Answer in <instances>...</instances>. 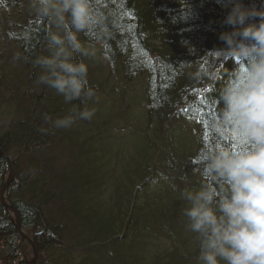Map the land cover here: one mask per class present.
Wrapping results in <instances>:
<instances>
[{"label":"trees","instance_id":"obj_1","mask_svg":"<svg viewBox=\"0 0 264 264\" xmlns=\"http://www.w3.org/2000/svg\"><path fill=\"white\" fill-rule=\"evenodd\" d=\"M94 3L99 19L78 37L98 50L95 60L80 58L96 96L66 103L37 83L41 69L33 64L47 55L49 22L30 11L29 0H0V30L16 45L26 72L20 82L6 66L0 72V95L15 105L12 121L0 130V151L8 156H0V196L13 169L5 204L0 198V264H30L8 206L27 244L40 252V264H198V240L186 226L180 193L207 180L197 169L204 149L218 142L212 122L222 107L219 92L243 59L214 52L224 47L220 34L232 30L224 23L230 0ZM242 3L260 8L264 0ZM131 83L143 86V119L152 126L141 136L124 126L129 112L118 118L122 105L116 116L102 114L114 96L130 100ZM73 106L96 111L91 120L55 127ZM114 122L121 123L120 139ZM116 141L138 143L126 162L115 163L119 169L112 168L120 156Z\"/></svg>","mask_w":264,"mask_h":264},{"label":"clouds","instance_id":"obj_2","mask_svg":"<svg viewBox=\"0 0 264 264\" xmlns=\"http://www.w3.org/2000/svg\"><path fill=\"white\" fill-rule=\"evenodd\" d=\"M230 3L224 23L232 30L220 34L224 47L214 52L243 59L219 92L222 107L212 122L218 142L204 149L203 167L197 169L207 180L180 195L187 203L186 226L198 240V264H264V4ZM29 8L54 29L47 35V55L33 61L41 69L37 83L54 89L66 103L93 99L88 65L80 58L95 60L98 50L78 34L99 19L94 0H29ZM257 17L259 23L249 22ZM95 111L73 106L54 125L67 128L76 120H91Z\"/></svg>","mask_w":264,"mask_h":264},{"label":"rangeland","instance_id":"obj_3","mask_svg":"<svg viewBox=\"0 0 264 264\" xmlns=\"http://www.w3.org/2000/svg\"><path fill=\"white\" fill-rule=\"evenodd\" d=\"M3 21L4 20L2 18V12L0 11V27L2 26ZM157 45L159 46L158 48L160 51L163 50L161 45L159 44ZM153 48L156 49V47H153ZM4 61L6 62V64L4 63ZM23 65H24L23 58L21 54L18 52L16 45L11 44L8 41V38L5 36V34L1 31L0 32V72L4 70L6 71L7 69V72H10V74L12 75L14 79L15 77H17L18 81L20 82L22 81V79L26 78V72L24 71L25 68ZM5 66H6V69H5ZM111 81L112 80H110L109 82ZM129 87L133 90V92L130 95V100L125 101L124 97H121V96L119 97L114 96V98L112 99L109 98L110 100L106 101L102 105L103 107L102 114L110 110V111H113L114 116H116V111L119 110L122 105L121 107L122 114L118 118L119 119L123 118L125 114L129 112L127 115V119L124 122V126L126 128H129L128 131H132L133 136H141V135H144L145 132L150 133V131H152V126H150L143 119V113L145 109L143 86L138 85V83H131ZM17 103H18V100H17ZM14 110H15V105L9 104L8 99L1 93L0 95V130L5 129V128L7 129L8 125L12 121ZM97 113L100 115V112L97 111ZM121 123L123 125V120H121ZM121 123H116V122L113 123V125H116L117 129L120 130L114 133L115 135L120 134V135H117L118 137H116L118 139H120V137L122 136L121 135L122 129L119 127ZM166 129H167L166 127L159 128V130L162 131L164 135H166ZM192 137H194V134H192ZM116 143H117V146L115 147L119 151L120 156L118 157L115 156L113 158V164H114L112 166L113 169H119V166H117L115 163L126 162L127 161L126 158L128 156L131 157L133 155L134 150L136 151L137 146H138V143H134V142L133 143L121 142L122 146L119 145V142L116 141ZM10 163H12V161ZM11 174L13 177V169L12 170L10 169V172L7 176V182ZM113 175L117 176L119 175V172L115 171L113 172ZM103 178L106 179V176H104ZM3 197H4L3 198L4 202H6V198H5L6 196L3 195ZM20 229H21V232L24 238V240L22 241L24 245V250L28 255L26 260H28L30 264H40L39 263V259L41 256L40 252H38V250H35L36 248L34 249L27 244V241L28 242L30 241L28 240V236L26 232L24 231V229L21 228V224H20ZM32 232H36L35 229H33ZM166 246L168 245L166 244ZM158 247L160 250H162L165 247V244H161Z\"/></svg>","mask_w":264,"mask_h":264},{"label":"water","instance_id":"obj_4","mask_svg":"<svg viewBox=\"0 0 264 264\" xmlns=\"http://www.w3.org/2000/svg\"><path fill=\"white\" fill-rule=\"evenodd\" d=\"M0 156H2L3 158H5V159L8 160V156H6L5 154H3L1 151H0ZM9 166H10V168H11L10 161H9ZM11 181H12V174L10 175V178H9L8 182L6 183V185L4 186V188H3L2 192H1V196H0V198H1V201H2L3 204H5V202H4V200H3V198H4L3 195H4V193H5V191H6L7 187H8V185L11 183ZM8 207H9V209L15 214V218H16V221H17V224H18V229L20 230V220H19L18 214L15 212L14 208H12V207H10V206H8ZM35 235H37V234H35ZM31 244H32V246H33V248H34V244H33V243H31ZM34 249H35V248H34ZM35 250H36V249H35Z\"/></svg>","mask_w":264,"mask_h":264}]
</instances>
